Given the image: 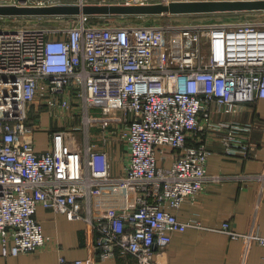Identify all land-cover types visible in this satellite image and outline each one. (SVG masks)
<instances>
[{"label":"built area","instance_id":"1","mask_svg":"<svg viewBox=\"0 0 264 264\" xmlns=\"http://www.w3.org/2000/svg\"><path fill=\"white\" fill-rule=\"evenodd\" d=\"M173 1L195 0H0V6ZM94 16L67 15L58 29L0 28L3 257L51 242L37 218L43 207L83 221L97 235L102 261L120 255L157 264L155 247L165 250L176 232L199 226L177 213L205 191L208 135L220 133L228 156L248 157L254 149L253 124L228 116L264 99V21L108 25ZM39 131L47 133L43 151ZM113 144L125 148L117 172ZM258 178L264 184V174ZM221 231L242 239L247 251L264 247L256 231L239 233L230 222ZM58 263L86 264L64 256Z\"/></svg>","mask_w":264,"mask_h":264},{"label":"crops","instance_id":"2","mask_svg":"<svg viewBox=\"0 0 264 264\" xmlns=\"http://www.w3.org/2000/svg\"><path fill=\"white\" fill-rule=\"evenodd\" d=\"M245 110L239 116L228 118L253 124V151L248 157L228 156L223 150L220 133L213 132L208 135L211 154L207 165L209 179L205 191L193 201L184 203L177 213L181 221L198 223L199 226L189 227L185 232H176L172 243L165 250L155 247L157 264L264 262V247L255 243L247 251L242 239H232L221 231L223 225L230 222L232 228L239 233L253 230L264 237V184L258 178L264 174V99L249 104ZM220 119L222 117L218 115L217 120ZM48 121L46 125L51 123L50 117ZM43 132L46 135L45 142L39 144L38 151L47 149V133ZM93 133L96 134V129ZM110 151L117 172L121 167L120 158L125 155V148L113 144ZM169 155L175 158L177 153L171 152ZM172 157L167 165L171 164ZM216 176L221 179L214 180L213 177ZM37 218L42 224L44 234L51 237V242L35 253L9 257H3L0 245V264H59L60 256L69 261L82 259L86 264H138L132 256L117 255L102 261L95 248L96 233L88 230L81 220L71 221L65 215L43 207L38 208Z\"/></svg>","mask_w":264,"mask_h":264},{"label":"water","instance_id":"3","mask_svg":"<svg viewBox=\"0 0 264 264\" xmlns=\"http://www.w3.org/2000/svg\"><path fill=\"white\" fill-rule=\"evenodd\" d=\"M264 11V0H195L173 1L169 4L130 5H55L48 7L0 6V17L46 15H122L155 16L210 14L220 12Z\"/></svg>","mask_w":264,"mask_h":264},{"label":"rangeland","instance_id":"4","mask_svg":"<svg viewBox=\"0 0 264 264\" xmlns=\"http://www.w3.org/2000/svg\"><path fill=\"white\" fill-rule=\"evenodd\" d=\"M67 15H46V16H13L1 17L0 28H11L15 26L24 27H47L58 29L67 26ZM95 21L110 24H159L170 19L176 24H213V23H235L246 20L264 21V11H242V12H220L210 14H181V15H155V16H122V15H95ZM93 115V114H92ZM94 117H97L94 115ZM43 123L48 124L47 113L43 117ZM45 133L38 132L37 140L43 144Z\"/></svg>","mask_w":264,"mask_h":264}]
</instances>
